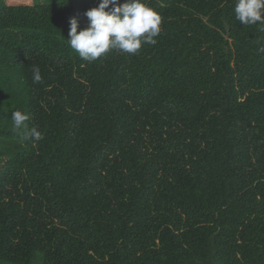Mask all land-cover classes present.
Segmentation results:
<instances>
[{"label":"trees","instance_id":"16d2710c","mask_svg":"<svg viewBox=\"0 0 264 264\" xmlns=\"http://www.w3.org/2000/svg\"><path fill=\"white\" fill-rule=\"evenodd\" d=\"M30 2L0 0V264H264V25L143 0L157 43L89 63L99 0Z\"/></svg>","mask_w":264,"mask_h":264},{"label":"clouds","instance_id":"9594fccd","mask_svg":"<svg viewBox=\"0 0 264 264\" xmlns=\"http://www.w3.org/2000/svg\"><path fill=\"white\" fill-rule=\"evenodd\" d=\"M234 16L244 26L264 25V0H235ZM87 26L78 31L75 17L69 19L68 45L79 57L94 62L112 50L122 54H137L146 44L155 45L160 33L161 15L143 0H99L97 6L85 11ZM264 30V29H262ZM260 51H264L261 49ZM42 76L38 67L33 69V83H40ZM14 131L20 142L29 139L39 141L42 133L28 128V114L20 110L11 112Z\"/></svg>","mask_w":264,"mask_h":264},{"label":"rangeland","instance_id":"374dc122","mask_svg":"<svg viewBox=\"0 0 264 264\" xmlns=\"http://www.w3.org/2000/svg\"><path fill=\"white\" fill-rule=\"evenodd\" d=\"M17 2H21V3H24V4L25 3L31 4L30 0H17Z\"/></svg>","mask_w":264,"mask_h":264}]
</instances>
